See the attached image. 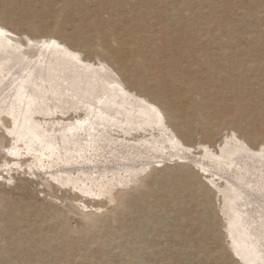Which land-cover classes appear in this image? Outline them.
<instances>
[{
    "label": "rangeland",
    "instance_id": "rangeland-1",
    "mask_svg": "<svg viewBox=\"0 0 264 264\" xmlns=\"http://www.w3.org/2000/svg\"><path fill=\"white\" fill-rule=\"evenodd\" d=\"M63 1L8 0L4 7L0 0V12L6 14L0 27L17 40V44L0 41V87L5 75L20 68L22 53L39 54L49 45L62 55H54L60 62L57 67L42 70L43 93L36 95L22 85L20 91L0 99V264H246L235 253L228 234L224 199L217 190L224 188L223 175L211 168L203 170L197 163L206 161L204 147L218 155L233 134L242 139L264 136V0H104V7L101 0H85L83 17L67 3L59 17V35L65 39H35L25 23L34 22L40 31H46L51 27L46 10ZM170 10L179 14L176 21L170 19ZM181 16L186 22L181 23ZM85 21L88 27L81 29ZM83 40L99 48L118 46L122 61L137 58L135 52L139 51L147 68L155 61L191 71H196L198 63L218 69L216 79L203 81L223 85V101L216 103L214 95L206 107L201 99L203 119L193 120L187 127L182 123L189 101L178 81H170L169 86L158 84L142 70L141 88H135L133 81L127 83L151 101L156 100L154 93L163 94L165 110L174 112L180 121L177 134L194 162L166 158L137 174L134 182L116 185L109 194L95 197L82 194L71 184L60 186L49 175L48 171L65 170L66 166L52 157L51 142L44 138L48 132L82 121L84 110L75 107L90 110V105L94 115H100L106 111L102 110L104 104L92 105L90 99L106 98L107 90L119 91L109 73L96 77L83 57L79 63L66 57L67 45L73 47ZM86 58L99 63L96 57ZM230 66L236 67L239 79H234ZM181 71L180 77L183 73L193 78L189 71ZM232 82L241 86L246 99L243 117L237 114V98L228 88ZM207 110L214 113L205 120ZM20 111L27 112L26 116H19ZM213 117L217 119L211 123ZM219 119L225 124L220 125ZM113 133V137H124ZM143 134L130 137L139 139ZM13 146L20 153L13 154ZM155 176L169 177L166 189H153ZM131 197H138L137 204L123 209V200ZM90 214L105 219L104 227L98 223L87 230L86 216ZM62 224L65 234L75 237L72 253L64 250Z\"/></svg>",
    "mask_w": 264,
    "mask_h": 264
},
{
    "label": "bare ground",
    "instance_id": "bare-ground-1",
    "mask_svg": "<svg viewBox=\"0 0 264 264\" xmlns=\"http://www.w3.org/2000/svg\"><path fill=\"white\" fill-rule=\"evenodd\" d=\"M1 2L4 7H7L9 4L8 0H1ZM67 3L73 4L76 14L82 17L86 16L85 0H64L61 5L49 9V11L46 10L45 15H48V18L51 19V27L49 29L42 32L34 22H27L24 25L27 31L34 35L35 39L45 40L46 38L58 39L56 36L62 37L59 35V17L61 12L66 8ZM101 3L102 7L107 4H104V0H101ZM178 15L173 10L169 14V17L171 20L176 21ZM5 18V11L2 10L0 12L1 26L5 23ZM85 19L87 20L88 18L86 17ZM180 20L181 23L186 22L184 16H181ZM85 22V25L81 29L88 27L87 22ZM4 30L3 27H0V41L10 42V40H14L17 44V40L12 39L10 34L9 36L6 35V31ZM11 35L14 34L11 33ZM67 47L69 51L66 57L68 56L75 62H78L83 57L87 63L94 64H86V67L96 77L100 73H109L117 84L119 91L107 90L106 98L103 96L102 98L94 97L90 99L92 105L104 104L102 110L106 111L100 115L95 116L90 105H88L90 110L85 107H75L73 109L84 110L83 113L86 117L82 121L70 124L69 127H63L62 130H57V132H48L50 135L44 137L45 140L51 142L49 148L52 157L61 161L60 164L66 166L65 170L48 171L49 175L56 179L59 185L71 184L74 189L77 188L82 194H91L95 197L109 194L116 185H126L127 183L134 182L137 174H141L151 164L158 163L166 158L167 160H174L176 158L187 159L191 162L195 161L191 159L192 157L189 158L191 154L188 151L187 144L180 141V137L177 134V130L181 125L180 121L176 119L174 112L165 110L164 106L167 105V100L163 99V94L161 93L159 96V94L154 93L153 96L156 100L151 101L142 95H138L135 89L131 90L127 83L133 81L132 83H134L135 88H141L143 86L140 80L141 73H143L142 70H145V72L147 70L148 75L152 76L154 82L158 84L164 83L166 86H169L171 84L170 81H178L184 88V97L189 101V108L186 112L184 123H182L187 127L193 120L203 119L204 114L201 113L203 105H207L206 107H208L214 95L217 97L216 103L223 101L221 98L223 85L215 83L207 85L203 81L205 79H216L219 76L218 69L205 63H198L196 71H191L189 67L174 66L173 64L171 66L167 64L162 65L155 63V61H153L152 65L148 62L147 68V66L144 67L146 58H143L139 51L135 52L137 58L122 61L118 59V46L114 49L108 47L99 48L88 45L86 40L76 41L73 47L69 45ZM43 48L47 50L40 51L39 54L28 51L21 54L22 61L19 63L20 68L14 73L5 75L3 78L4 85L0 87V99L6 97L11 92L20 91L21 89H17L22 85L28 86L29 89L31 88L30 91L36 95H40L46 90V84L41 80L42 70L44 68L53 70L60 63L59 61L56 62L55 56L58 55L56 57L59 58L62 55L56 54L57 52L49 45L43 46ZM86 57H96L99 63L95 64L93 60H88ZM65 59L67 58L64 57ZM179 71H189L193 78H186L183 73L182 78L178 74ZM229 71L235 75V80L240 78L235 66H230ZM229 87L230 91L234 92L237 98V105H235L237 114L243 117L246 110L244 103L246 99L244 98L242 88L233 82ZM201 99L205 104L201 105L199 103ZM99 111L97 110V112ZM212 112L207 110L205 113L207 117H204V119L207 120L211 117ZM26 113L20 111L19 116L25 117ZM216 119V117H213L211 123L215 122ZM218 121L220 125L225 124L220 119ZM113 132H119L124 137H113ZM151 132H155V134L150 135ZM132 133L144 134L143 136L141 135V138L135 139L130 137ZM147 133L150 136H145ZM223 143V147L218 155L202 146L205 148L204 160L206 159V161H197L198 163L195 162V164L197 163L203 170L204 168H211L218 175H223L222 179L225 181L224 188L217 190H220L224 199L222 202L224 203L223 210L228 220V234L235 253L246 264H264V136L261 138L244 137L242 139L233 134L231 138H228ZM253 146L257 147L254 148ZM60 147L62 149L59 150ZM10 149H12L13 154H16L17 151L20 153L21 150L18 146H13ZM56 149L59 151L53 153ZM80 159L83 162H80ZM74 163L77 165L70 168V164ZM13 164L14 162L11 163L12 166ZM50 166L51 164L48 165V167ZM44 171H47V168ZM48 172L45 173L48 174ZM75 173L76 175H74ZM168 180L169 177L155 176L153 189L155 191H162L166 187ZM137 202L138 197L125 198L121 206L123 209H130ZM86 217L87 230H90V228L98 223L104 227L106 223L105 219H101L96 214H90ZM61 229L65 236L64 250L65 252L72 253L75 237L65 234L67 231L65 224L61 225Z\"/></svg>",
    "mask_w": 264,
    "mask_h": 264
}]
</instances>
